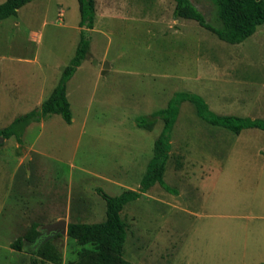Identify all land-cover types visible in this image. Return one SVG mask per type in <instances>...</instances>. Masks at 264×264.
<instances>
[{
  "label": "rangeland",
  "instance_id": "1",
  "mask_svg": "<svg viewBox=\"0 0 264 264\" xmlns=\"http://www.w3.org/2000/svg\"><path fill=\"white\" fill-rule=\"evenodd\" d=\"M5 0H0V4ZM217 25L210 0H190ZM174 0H95L89 49L66 85L72 120L29 124L21 143L0 136V264H31L37 243L11 244L37 226L69 264L81 246L41 227L105 220V201L139 191L163 122L136 118L162 110L176 93L201 97L221 116L264 122V25L240 44L195 21L176 19ZM77 0H35L0 21V130L37 110L70 64L80 38ZM107 64L106 69H103ZM171 150L155 185L121 211L131 264H264V131L235 135L201 120L183 102ZM204 168L202 175L190 168ZM203 169V171H205ZM223 171V172H222ZM190 178V179H188Z\"/></svg>",
  "mask_w": 264,
  "mask_h": 264
},
{
  "label": "trees",
  "instance_id": "2",
  "mask_svg": "<svg viewBox=\"0 0 264 264\" xmlns=\"http://www.w3.org/2000/svg\"><path fill=\"white\" fill-rule=\"evenodd\" d=\"M35 0H5L0 4V21L13 17L26 4ZM79 5L80 38L70 64L64 68L61 77L50 95L40 104L37 110L16 118L7 127L0 130L3 139L15 138L18 143L26 127L33 122L54 114L60 115L66 123L72 120L69 102L66 98V85L76 69L81 65L89 49V38L82 32L92 30L95 19V0H77ZM215 7L217 25L209 24L190 0H174L173 15L176 19L195 21L201 28L213 33L219 40L228 44H240L252 36L258 26L264 25V0H210ZM83 30V31H82ZM189 102L196 115L212 127H221L239 135L245 129L264 131V122L238 116H221L214 114L199 96L190 93H176L162 110L150 116L138 117L136 125L145 130H152L158 120H162V130L154 142L153 155L142 176L139 191L125 190L120 195L110 197L102 190H97L105 201V220L99 223H67L66 235L81 246L78 259L69 264H131L120 255L126 241V226L120 217L123 208L137 200L142 193L158 185L165 191L174 193L164 185L163 175L171 150V131L176 121L180 105ZM37 226L32 225L28 233L17 238L11 248L21 250L24 240L37 243L31 250V264H39L38 258L57 263L58 253L50 242L39 243Z\"/></svg>",
  "mask_w": 264,
  "mask_h": 264
},
{
  "label": "water",
  "instance_id": "3",
  "mask_svg": "<svg viewBox=\"0 0 264 264\" xmlns=\"http://www.w3.org/2000/svg\"><path fill=\"white\" fill-rule=\"evenodd\" d=\"M107 64L104 65L103 69H106ZM43 230H46L48 236L56 234H66L67 223L64 220H59L56 223L50 224L48 226L41 227Z\"/></svg>",
  "mask_w": 264,
  "mask_h": 264
},
{
  "label": "crops",
  "instance_id": "4",
  "mask_svg": "<svg viewBox=\"0 0 264 264\" xmlns=\"http://www.w3.org/2000/svg\"><path fill=\"white\" fill-rule=\"evenodd\" d=\"M204 168H190V170L188 171L189 174H192V177H195V175H202V177H199L200 183H203L205 181V177L206 174H208V171L206 172V169H204L205 171H203ZM223 172V171H222ZM190 179V178H188Z\"/></svg>",
  "mask_w": 264,
  "mask_h": 264
},
{
  "label": "flooded vegetation",
  "instance_id": "5",
  "mask_svg": "<svg viewBox=\"0 0 264 264\" xmlns=\"http://www.w3.org/2000/svg\"><path fill=\"white\" fill-rule=\"evenodd\" d=\"M46 232V231H45Z\"/></svg>",
  "mask_w": 264,
  "mask_h": 264
}]
</instances>
